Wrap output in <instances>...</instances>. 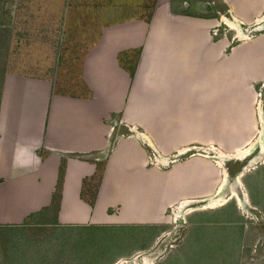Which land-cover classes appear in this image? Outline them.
<instances>
[{"label":"crops","instance_id":"0c3cea01","mask_svg":"<svg viewBox=\"0 0 264 264\" xmlns=\"http://www.w3.org/2000/svg\"><path fill=\"white\" fill-rule=\"evenodd\" d=\"M221 2L229 16L201 14L198 0L119 20L102 9L71 68L3 72L0 226L48 209L58 180L54 224L159 222L178 197L214 190L218 164L197 153L253 137L249 81L264 80V0Z\"/></svg>","mask_w":264,"mask_h":264},{"label":"rangeland","instance_id":"374dc122","mask_svg":"<svg viewBox=\"0 0 264 264\" xmlns=\"http://www.w3.org/2000/svg\"><path fill=\"white\" fill-rule=\"evenodd\" d=\"M153 1L0 0V81L6 69L46 73L71 68L92 40L102 9L114 11L111 20L144 17ZM198 2L201 14L229 16L221 0ZM249 89L253 102L246 112L253 118L254 134L237 147L255 141L251 149L243 156L222 148L197 153L215 158L220 169L214 190L203 198L218 193L224 177L222 193L214 197L226 199L220 205L210 208L209 199L202 201L197 196H184L192 201L181 204L184 198L180 196L164 209L161 221L135 223L147 225L143 227L147 236L141 232L135 238L131 230L120 232L122 238H131L115 246L119 235L114 226L87 230L81 225L92 223L54 224L52 201L48 209L26 218L25 224L0 228V264H264V154L259 155V142L264 140V80L249 81ZM190 153L177 154L176 159ZM253 157L256 160L249 164ZM240 170L238 185L235 180ZM95 181L87 186L93 187ZM238 191L248 198L241 206L230 198L232 192L238 196ZM114 210L108 208V213ZM122 211L121 206L120 215Z\"/></svg>","mask_w":264,"mask_h":264},{"label":"trees","instance_id":"16d2710c","mask_svg":"<svg viewBox=\"0 0 264 264\" xmlns=\"http://www.w3.org/2000/svg\"><path fill=\"white\" fill-rule=\"evenodd\" d=\"M128 71L129 73L131 74L132 71H133V65L129 66L128 67ZM102 170V162H97L96 163V173H95V178H98L99 175H100V172ZM59 186H60V181L58 180L57 184H56V192L54 193V198L52 199V201H54L55 203V207H57V203H58V189H59ZM86 190L88 191V193L86 194H89V196H87V200L88 202L91 204L92 201H93V198H94V194H95V189L94 187L92 188V186H87L86 187ZM251 202L252 203H257V200L252 198L251 199ZM25 224V222H23L22 224H19V225H3V226H0L3 227V228H9V227H19L21 225ZM77 226H80V225H77ZM82 227H86L87 230H95L96 228L98 227H110V226H114L116 229H117V232H118V235L119 237L118 240L116 241L115 239V246H119L121 245L124 241H127L131 238V235H129V238L128 239H125V238H122L121 235H120V232H125V231H133L135 232V234L133 235V237L137 238V235L140 234L141 232H143L141 235L142 236H147V229H143V227H146L147 228V225L146 224H142V225H138V224H135V223H114V224H93V225H81ZM88 227V228H87ZM91 238H93L92 235H90ZM113 240V238H112ZM113 242V243H114Z\"/></svg>","mask_w":264,"mask_h":264},{"label":"bare ground","instance_id":"6f19581e","mask_svg":"<svg viewBox=\"0 0 264 264\" xmlns=\"http://www.w3.org/2000/svg\"><path fill=\"white\" fill-rule=\"evenodd\" d=\"M238 33H239V31H238ZM237 33V34H238ZM239 36H241L240 34H238ZM259 138H261V137H259ZM255 142V141H254ZM253 141H250L249 143H248V145L247 146H245V147H243V148H238V149H236V150H232L231 152H232V155L234 154L235 156H243V155H245L248 151H249V149H251V147L253 146V144L252 143H254ZM260 143V151H259V155H263L264 154V140L263 141H260L259 142ZM252 145V146H251ZM223 153V152H222ZM228 153H230V151L228 152ZM231 155V154H230ZM256 160V157H253L251 160H250V163L249 164H251V163H253L254 161ZM248 165V164H247ZM242 172L243 171H241L238 175H237V177H236V183L238 184V185H241V182L238 180V178H239V175H241L242 174ZM240 179V178H239ZM154 183V182H153ZM154 185H155V183H154ZM223 186H224V177H222V179L220 180V182H219V186H218V190H219V192L217 193H214V194H210V195H208L206 198H202V201L204 200H208L209 199V201L210 202H208V205H210V207H215L216 205H220L222 202H224L226 199L225 198H221V199H218V198H214V197H218L219 195H220V193H222L221 192V189L223 188ZM240 189V188H239ZM217 190V191H218ZM230 197V196H229ZM231 197H235L236 198V200H237V203L241 206L243 203H245V202H247V197H246V195H245V192H243V194H242V198L241 197H238V196H235V194L232 192V194H231ZM190 201H192V200H186V199H184V201H181V204H184V203H188V202H190ZM180 204V205H181ZM176 207V206H175ZM174 207V208H175ZM127 212V210L126 209H124V211H123V213H126Z\"/></svg>","mask_w":264,"mask_h":264},{"label":"built area","instance_id":"2783aa9c","mask_svg":"<svg viewBox=\"0 0 264 264\" xmlns=\"http://www.w3.org/2000/svg\"><path fill=\"white\" fill-rule=\"evenodd\" d=\"M217 24L219 25V22H217ZM218 25L215 26V27H212V28H211V33H212V34H217V33H219V30H218V27H219V26H218Z\"/></svg>","mask_w":264,"mask_h":264},{"label":"water","instance_id":"95a60500","mask_svg":"<svg viewBox=\"0 0 264 264\" xmlns=\"http://www.w3.org/2000/svg\"><path fill=\"white\" fill-rule=\"evenodd\" d=\"M239 176H241V175H239ZM207 197V196H206ZM206 197H204V198H206Z\"/></svg>","mask_w":264,"mask_h":264}]
</instances>
